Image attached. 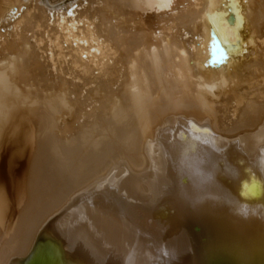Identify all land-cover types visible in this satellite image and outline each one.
<instances>
[{
  "label": "bare ground",
  "instance_id": "bare-ground-1",
  "mask_svg": "<svg viewBox=\"0 0 264 264\" xmlns=\"http://www.w3.org/2000/svg\"><path fill=\"white\" fill-rule=\"evenodd\" d=\"M8 1L0 264H264V0ZM78 7L99 54L45 56Z\"/></svg>",
  "mask_w": 264,
  "mask_h": 264
},
{
  "label": "rangeland",
  "instance_id": "rangeland-1",
  "mask_svg": "<svg viewBox=\"0 0 264 264\" xmlns=\"http://www.w3.org/2000/svg\"><path fill=\"white\" fill-rule=\"evenodd\" d=\"M10 1H12L13 3ZM10 1H8V3L16 4V7H17V5H19L18 2H20L21 0H14V1L10 0ZM48 1L52 5L53 4L57 5V3L60 4V3H64V2H65V4H68L72 0H48ZM21 4H25V2L24 3L22 2ZM76 10L77 11L74 14H72V16H74V18H75V21L68 23V21L66 19H60L57 22H54V20L53 21L50 20V21H48L47 24L38 23L39 27L37 26L35 30L42 33V36L40 35L38 37V44L41 45L42 47L47 45V51L44 53L45 56L48 54H52V52H55V53L58 52L56 55V59H61V60L65 61V60L70 58V56L67 54L69 53V50L71 47H74V48L80 47L79 51L74 50L73 53H75V54L80 53L83 58H87L88 54L89 55H91V54L93 55V54H97V53L99 54V50L95 46L96 44L90 38H91V36L94 35L96 38L95 40L97 41V40H100L101 39L100 36L104 35V34L99 32V30L97 29V26L93 25L89 21L90 19H89L88 15L86 16V14H83V12L81 11L82 10L81 7H78ZM23 13H24V15H31V14L33 15L35 13V11L31 10V12H30V10L28 11V9H27V11H23ZM98 16L101 17L100 12H98ZM100 21L101 20H99V23H100ZM94 28H95V30H94ZM93 30L95 32H93ZM91 34H93V35H91ZM59 53H61V54H59ZM253 57L254 56L251 52L250 58H253ZM16 125H17V123H16ZM16 125H15V127H16L15 130H17L19 127V125H17L18 127ZM26 126H27V124H26ZM15 127H12L11 129H13V131H14ZM21 129L22 128L20 127L19 130L21 131ZM15 132H17V131H15ZM10 133H12V130L10 131ZM17 134H19V133H17ZM15 135H16V133H15ZM10 136H14L13 133L11 135H9V137ZM17 136L18 135H16V137ZM137 172H138V170H137ZM138 173H140V171ZM14 213H15L14 210H11L10 213H8V215H7V219L5 222V228H4V231H6V232H3L4 236L1 237L2 239L0 238L1 239L0 242H2L4 239H6L7 232H8L7 230L9 229V228H6V226L8 225V223H10V221L13 220L14 217H12V214L14 215ZM9 214L11 215V217ZM11 218H12V220H11ZM15 218H16V216H15ZM8 219H9V221H8ZM219 259H221V257L220 258L216 257L214 260V264L220 263ZM39 264H49L48 263V257L45 256L44 258H41V263H39Z\"/></svg>",
  "mask_w": 264,
  "mask_h": 264
},
{
  "label": "water",
  "instance_id": "water-1",
  "mask_svg": "<svg viewBox=\"0 0 264 264\" xmlns=\"http://www.w3.org/2000/svg\"><path fill=\"white\" fill-rule=\"evenodd\" d=\"M232 19H233V17H232ZM40 256H42V252L36 250L35 253L29 259L28 264H39V263H41V257Z\"/></svg>",
  "mask_w": 264,
  "mask_h": 264
}]
</instances>
